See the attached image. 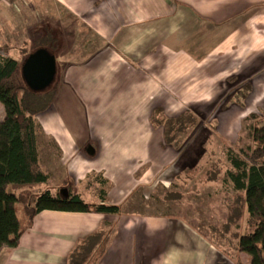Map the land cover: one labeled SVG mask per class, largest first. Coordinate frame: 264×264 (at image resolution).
<instances>
[{
	"label": "crops",
	"instance_id": "0c3cea01",
	"mask_svg": "<svg viewBox=\"0 0 264 264\" xmlns=\"http://www.w3.org/2000/svg\"><path fill=\"white\" fill-rule=\"evenodd\" d=\"M51 1L78 19L98 43L84 65L66 69L69 91L59 92L58 103L84 86L85 92L109 94L95 106L100 112L86 103L77 119L62 106L57 117L52 111L46 118L35 117L45 188L52 193L70 188L83 203L115 206L120 212H41L15 249L0 252V264H67L73 250L98 233H103L104 246L96 264H223L218 250L194 229L172 215L143 208L152 200L147 193L153 192V180L141 184L139 165L151 169L160 140L165 146L163 130L152 120L158 110L166 113L178 105L169 92L186 98V81H193L194 99L215 92L219 83L228 90L236 85V93L259 71L256 82L247 85L252 94L264 87V0ZM180 70L182 77L170 80L171 72ZM256 96L246 97L241 109ZM99 125L96 135L106 140L91 133ZM138 189L146 194L137 195ZM133 196V208L123 213Z\"/></svg>",
	"mask_w": 264,
	"mask_h": 264
},
{
	"label": "rangeland",
	"instance_id": "374dc122",
	"mask_svg": "<svg viewBox=\"0 0 264 264\" xmlns=\"http://www.w3.org/2000/svg\"><path fill=\"white\" fill-rule=\"evenodd\" d=\"M45 30H50L52 34L50 38L49 36L44 38ZM51 37L56 41L55 49L52 48L56 58V76L51 86L46 89L48 94L45 97L44 110L36 118H46L45 116L51 111L53 117H57L56 114L61 113L62 106L67 109L68 114L71 112L72 116L77 119V115L84 113L81 108L86 103H92L95 112H100L95 106L105 102L104 98L108 97L109 93L106 91L105 94L98 90L85 92V86L83 91H75V95L68 94L66 103L65 101L60 102L61 104L58 103L59 97L62 96L61 93L69 91L64 82L66 69L84 65L85 59L98 48L97 40L94 39L93 34L87 31L78 19L51 0H0V46L10 47L9 55L21 60L20 51L23 48L32 51L36 45L49 44L47 41L49 42ZM182 73L181 70L176 73L172 71L170 80L182 77ZM259 77L260 71L256 77L245 80L243 85L241 83L239 86L242 89L236 93L232 92L236 85L233 86V89L228 90V87H221L219 83L215 92L207 94L209 97L201 96L194 99L192 97V80L186 81L183 92V95H186L185 99H178L177 93L169 92V97L172 100H178V105H173L166 113L161 110V116L158 115V119L166 120V118L179 115L182 111H189L197 119L198 125L193 129L185 130L187 131L186 135H177L175 140L180 147L177 151L166 145L165 142L164 146L160 140L163 152L160 148L158 149V154H155L151 163V169L146 170L145 166L143 168L139 165V169L142 170L141 184H149L153 180V192L147 193L153 201L148 199L149 205L147 206L148 203H146L143 208H148V213L154 215H172L178 222L185 223L191 230L194 229L202 241L211 242L214 249L218 250L221 257L219 260L224 261H221L223 264H235L237 260L242 264H250V257L236 253L231 240L217 241L213 237L210 227H220L223 224L227 199H230L234 194L231 187L222 182L224 172L230 168L226 160L227 151L246 148L250 145L251 129L254 127L264 128V87L257 86L258 92L253 94L252 87L251 89L248 87V83H255ZM233 81L236 84L237 78L234 77L231 82ZM59 94L61 95L59 96ZM77 95L79 100H75ZM253 95L257 96L251 106L241 109L245 104L246 97L250 98ZM0 106L3 109L1 104ZM1 108L0 121L4 117V111ZM156 114L157 112L154 114L153 124V121H156ZM94 127L95 125L92 129ZM117 127L120 126L117 125ZM158 127L163 130L162 126ZM99 129L100 125L94 129V132L91 130V133L96 135ZM96 137L98 140H106L102 137L99 138L98 135ZM91 143L101 148V145L93 140ZM217 169L221 172L217 181L204 183L205 174L208 171L215 172ZM67 185H72L70 179L67 181ZM143 193L142 190H136V194L139 196ZM134 197L127 199L130 205H124L121 208L123 213L129 211L131 207L133 208ZM17 215L22 220V214L18 208ZM245 219L239 225L240 233L245 231Z\"/></svg>",
	"mask_w": 264,
	"mask_h": 264
},
{
	"label": "trees",
	"instance_id": "16d2710c",
	"mask_svg": "<svg viewBox=\"0 0 264 264\" xmlns=\"http://www.w3.org/2000/svg\"><path fill=\"white\" fill-rule=\"evenodd\" d=\"M44 33V38L52 36L50 30ZM51 38L47 45L35 44L32 51L23 48L21 60L8 56L10 47L0 46V104L4 111L0 122V252L15 249L41 212L106 215L120 212L115 206L83 203L70 188L67 197L45 188L47 176L38 162L34 120L44 110L48 93L30 90L21 69L29 54L40 50L55 54L52 48L55 49L56 41ZM190 113L183 111L166 120L158 119L161 110L155 115L153 122L162 126L165 144L176 151L180 148L175 140L177 135H186L185 130L198 125ZM249 140L246 148L229 149L226 153L230 168L224 172L222 182L234 194L227 199L225 221L220 227L211 226L210 231L217 241L231 240L236 253L250 257V264H264V128H252ZM220 173L219 169L208 171L204 183L216 182ZM244 219L245 231L240 233L239 225ZM103 238V233L86 238L69 255L68 264H96L103 254ZM235 264L242 262L237 260Z\"/></svg>",
	"mask_w": 264,
	"mask_h": 264
},
{
	"label": "water",
	"instance_id": "95a60500",
	"mask_svg": "<svg viewBox=\"0 0 264 264\" xmlns=\"http://www.w3.org/2000/svg\"><path fill=\"white\" fill-rule=\"evenodd\" d=\"M21 74L30 90L33 92H43L55 80L56 58L44 50L32 53L26 58L21 69ZM88 154L92 155L93 151L90 150ZM59 193L67 197V191L65 189Z\"/></svg>",
	"mask_w": 264,
	"mask_h": 264
}]
</instances>
